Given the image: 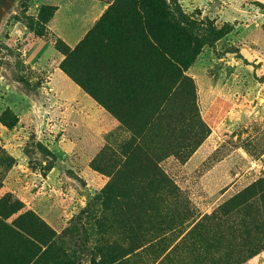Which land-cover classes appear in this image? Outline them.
Instances as JSON below:
<instances>
[{
  "label": "rangeland",
  "instance_id": "374dc122",
  "mask_svg": "<svg viewBox=\"0 0 264 264\" xmlns=\"http://www.w3.org/2000/svg\"><path fill=\"white\" fill-rule=\"evenodd\" d=\"M114 1L14 0L0 20V264H149L152 243L186 230L196 200L230 193L227 213L264 202V0H174L192 36L224 34L212 47L199 35L184 80L134 21L143 4L123 0L102 21ZM140 60L151 76L136 112L94 99L95 67ZM214 113L217 151L204 121ZM250 116L256 159L234 151L250 145ZM231 152L228 178H205ZM247 160L262 168L244 173ZM154 193H178L169 203L187 217L164 226L154 205L166 198Z\"/></svg>",
  "mask_w": 264,
  "mask_h": 264
},
{
  "label": "crops",
  "instance_id": "0c3cea01",
  "mask_svg": "<svg viewBox=\"0 0 264 264\" xmlns=\"http://www.w3.org/2000/svg\"><path fill=\"white\" fill-rule=\"evenodd\" d=\"M80 26V25H79ZM83 31V36L79 35L81 39L86 34ZM80 39V40H81ZM78 40V42L80 41ZM142 50V48H140ZM137 51V49L133 50ZM142 59V58H141ZM148 63L143 60L133 62H119L101 64L94 68L93 79V96L95 100L107 101H119L128 103L129 101L136 103L131 108L128 106L127 110L131 113L136 112L143 102V98L148 94ZM258 116H250V123L253 125L252 130H248L246 136L250 145L241 148H237L236 152H239L241 158H254L256 153L260 150L257 148L256 153L253 150L255 144V136L259 135L263 130L262 127L260 133H255V129L259 128L258 125L253 123L257 122ZM260 119L264 118L259 116ZM219 114L214 113L207 117L205 123L213 132L211 135V141L209 145L212 149L217 151L216 147H221L222 143H217L213 140V134H216L211 128L213 125H217ZM222 122V121H221ZM259 124V123H258ZM212 125V126H211ZM245 129L248 126L245 124ZM258 130V129H257ZM245 136V135H244ZM225 143V141H224ZM252 143V145H251ZM216 145V146H215ZM227 146V145H226ZM264 147V146H263ZM223 145V150L225 149ZM212 153V151H211ZM210 153V154H211ZM216 153L211 154L210 162H217V157H214ZM224 153L220 155V160L214 167L205 173V178H212L214 182H219L228 178L230 163L233 155ZM264 154V153H263ZM263 154L259 155L261 159ZM223 157V158H222ZM222 158V159H221ZM256 159V158H254ZM244 161L241 164V168L244 173L252 172L248 169V162ZM259 162V160H256ZM262 168L259 166V169ZM256 169L254 171H258ZM156 197H163L166 200H158L155 207L162 209L163 219L161 217L164 226H169L173 223H178L182 218L187 217L186 208L181 204L174 203L170 205L169 198L172 195L178 193H154ZM197 193H195V197ZM208 195L205 193L206 198L215 197V193ZM230 193H221L216 196L215 200L195 201L194 206L190 207L189 213L193 216L188 222V227L182 230L180 235L173 238L172 242L167 240H161L157 238L154 250L148 253L149 264H264V202L258 197L254 198L256 206L248 207L245 203L237 208L236 212L227 211L223 208L221 200L228 196ZM173 197V196H172ZM221 203L220 205H218ZM154 207V208H155ZM219 208V210H218ZM218 210V211H217ZM258 212V213H257ZM230 214V216H229ZM257 214V215H256ZM148 219L152 220L151 214L148 215ZM247 219V222L245 220ZM167 235H165L166 237ZM154 252L159 253L156 258Z\"/></svg>",
  "mask_w": 264,
  "mask_h": 264
},
{
  "label": "trees",
  "instance_id": "16d2710c",
  "mask_svg": "<svg viewBox=\"0 0 264 264\" xmlns=\"http://www.w3.org/2000/svg\"><path fill=\"white\" fill-rule=\"evenodd\" d=\"M132 5L141 6V13L139 11L134 13L135 19L140 26L141 31L147 32L149 39L150 50L153 54H157L159 59H162L165 66L173 69V74L176 79L184 80V72L187 71L193 64L195 57L199 54L198 49L195 45V40L200 38L204 39V44L207 47H212L213 43L223 38L224 34L221 31H213L211 33V39L205 30H197L198 35L192 36L194 28L198 29L194 22L186 18L180 8L177 6L176 1L170 0L172 3L173 14L166 4L165 0H130ZM14 0H0V20L6 13V10L10 8V4ZM123 0H115L109 10L104 14L102 21L105 20L106 16L113 10H117L121 7ZM133 14V13H132ZM143 15V16H142ZM145 15V16H144ZM163 31V37L156 35L157 31L155 28ZM89 35V34H88ZM144 37V36H143ZM85 43V40L81 45ZM74 49L72 52L67 53V57L75 53ZM63 67V66H62ZM183 72V73H182ZM151 76V70L149 72ZM170 78H173L170 74ZM166 184L170 186V181L164 178Z\"/></svg>",
  "mask_w": 264,
  "mask_h": 264
},
{
  "label": "built area",
  "instance_id": "2783aa9c",
  "mask_svg": "<svg viewBox=\"0 0 264 264\" xmlns=\"http://www.w3.org/2000/svg\"><path fill=\"white\" fill-rule=\"evenodd\" d=\"M259 168V164L257 161L255 160H251L248 162V169L249 170H255V169H258Z\"/></svg>",
  "mask_w": 264,
  "mask_h": 264
}]
</instances>
